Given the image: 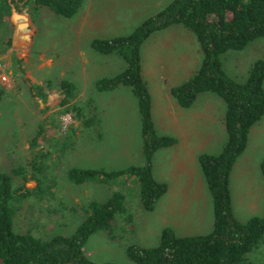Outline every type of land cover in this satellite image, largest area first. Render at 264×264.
Here are the masks:
<instances>
[{
	"label": "trees",
	"instance_id": "16d2710c",
	"mask_svg": "<svg viewBox=\"0 0 264 264\" xmlns=\"http://www.w3.org/2000/svg\"><path fill=\"white\" fill-rule=\"evenodd\" d=\"M84 1L0 0V32H10L1 47L0 56L6 55L14 42L32 40V27L42 7L71 18ZM171 25H183L191 30L203 54L195 74L171 89L178 103L187 108L200 94L211 92L221 97L226 106L225 145L218 154L202 153L199 157L201 171L213 199L214 226L210 233L187 236L178 235L172 227H167L162 231L157 246L149 248L132 244L127 247V254L137 264H264V257L254 260L251 255L264 250L261 248L264 245V216H253L245 222L238 220L231 192L233 169L247 149L252 128L264 118V58L251 65L244 82L229 76L222 61L227 52L244 50L253 41L264 37V0H173L129 35L94 40L92 46L96 51L103 54L116 52L126 60V68L122 72L99 79L96 87L99 91L112 90L120 85L132 88L138 99L142 121L144 164L110 173L73 167L69 170V177L72 182L82 184L97 177L105 181L109 177L129 174L138 181L141 203L148 211H153L158 200L167 193L168 184L154 177L153 156L159 149L173 146L178 140L160 135L156 130L151 94L142 76L140 48L152 33ZM60 87L62 96L58 117L71 113L74 120L81 121L83 126L93 125L97 117H87L83 107L74 103L77 97L75 85L64 80ZM4 94L0 83V105ZM45 131V125L40 124L31 140V149L38 147L32 153L36 157L31 159V169L42 170L46 164L41 158L45 160L51 154L39 146ZM261 170L264 174V159ZM13 173L23 176L24 180L32 178L36 185L33 188L24 185L16 188L12 175L0 170V264H116L92 260L86 252V244L98 231L111 236L116 231H127L133 215L127 213L123 193L116 192L105 202H90L85 209L84 220L73 234L42 238L30 231L17 230L12 207L16 198L41 195L42 180L33 170L28 177L21 167L14 169ZM119 217H122V222Z\"/></svg>",
	"mask_w": 264,
	"mask_h": 264
},
{
	"label": "rangeland",
	"instance_id": "374dc122",
	"mask_svg": "<svg viewBox=\"0 0 264 264\" xmlns=\"http://www.w3.org/2000/svg\"><path fill=\"white\" fill-rule=\"evenodd\" d=\"M65 21L72 24L70 18ZM44 26L45 24L40 22V31L36 35L34 46L31 49L26 46L21 49V51L30 52L31 65L29 68H31V75L34 77L36 74L33 73V70L41 75L39 51L43 47H46L47 50V33L44 31ZM65 28L63 26L56 27L55 34L59 38L57 36L56 40H53L52 52L54 50L55 53L65 55L71 51V44H69L71 32L60 31ZM9 35L10 32H0V50ZM50 55L52 56V54ZM259 58H264V37L253 41L244 50L227 52L222 56V61L224 70L229 76L244 82L249 68ZM8 61L7 54L0 56V83L5 97H7L5 101H8V104L4 105L3 116L0 117V170L12 175L16 188L23 187V185L33 188L36 185V181L32 178L24 180L23 176L13 173L14 169L20 167L28 177L33 170L36 176L42 180L41 195L32 194L26 199L16 198L12 201L17 230L30 231L35 236L42 238L71 235L84 220L85 209L88 208L90 202L94 200L105 202L114 193L121 192L126 196L127 213L133 215L132 223L124 233L116 231L115 235L111 236L105 231H98L89 238L86 252L96 262L137 264L129 258L127 247L132 244L149 248L157 246L162 231L167 227H172L178 235L184 236L207 234L212 231L214 226L213 199L204 182L196 180L195 183L200 186L198 188L202 197H198L187 210V215L182 217L184 225H181L180 228L178 225L165 223L159 218L161 213L169 215L168 209L171 205L164 198L161 197L158 200L153 211H148L142 206L139 183L129 174L109 177L105 181H101L102 178L97 177L82 184L72 182L69 170L73 167L88 166L83 169H98L110 173L144 164V155L140 154L139 144L135 142V139H132V135L127 134V131H130L129 128L122 127L120 125L122 121L117 118L119 110L116 108L122 102L121 96L112 97L109 101L113 107L108 108L101 116L98 115V112H93L92 106L88 107L89 104H85L84 113L86 116H93L94 119L96 116L98 119L93 125L88 126H83L81 121L74 120L71 113L58 117L56 112L61 97L56 96V102L48 103V109L56 110L50 113L46 120L40 122L41 125H46V131L40 138L39 146L51 151V154L45 160L41 158L42 163L46 164L42 170L31 169V159L36 157L32 153L38 147L31 149L30 144L39 129L38 120L43 119V112L40 111L43 108L40 107L38 98L32 95L29 81L19 78L17 72L10 71ZM56 69H59V66ZM44 75L47 79L48 73L46 72ZM37 79L39 81V78ZM56 80L55 78L49 79L48 83L56 85ZM69 81L75 85L74 92L78 94L80 88L77 89V86H80V83L72 79ZM215 97L209 92L206 101L217 105L216 115H218L219 122L208 125V129H214L218 133L224 113V104L220 98ZM83 99L87 101V97H83ZM81 104L83 105L82 102ZM197 106H200L199 103ZM78 122L79 124H77ZM253 128L255 129L252 132V139L241 157H244V163L242 164L238 160L231 176L234 213L236 218L242 222L253 216H264V174L261 170V163L264 159V118ZM226 141V132L218 133L214 143L208 145L204 152L218 154ZM152 170L156 180L165 182L156 177L157 175L159 178L167 179L166 175L154 168V164ZM178 200L179 197L176 198V202ZM119 220L122 222V217H119ZM261 248L264 249V245ZM251 255L255 257L254 260L263 259L264 250Z\"/></svg>",
	"mask_w": 264,
	"mask_h": 264
},
{
	"label": "crops",
	"instance_id": "0c3cea01",
	"mask_svg": "<svg viewBox=\"0 0 264 264\" xmlns=\"http://www.w3.org/2000/svg\"><path fill=\"white\" fill-rule=\"evenodd\" d=\"M172 1L85 0L79 11L70 18L71 25L65 21L67 18L60 17L50 8L42 7L37 15L36 23L32 27L34 34L32 40L27 43L14 42L7 53V57H9L7 64L11 68L10 71L17 72L19 78L29 81L32 95L38 98L40 107L43 108V110L40 109L43 112V119L38 120L37 126L39 127L40 122L46 120L50 113L56 110L48 109V103L56 102V96L61 97L60 82L66 79L76 80L80 83V86H77L80 91L74 99V103L82 106L83 109H85V104H89L88 107L92 106L93 112H98L100 116L108 108L113 107L109 101L112 97H122V102L116 108L119 110L117 118L122 121L120 124L122 127L129 128L130 131H127V134L132 135V139H135V142L139 144L140 154L144 155L139 104L132 88L120 85L112 90L99 91L96 87V82L99 79L113 77L122 72L126 68V60L116 52L100 53L93 48L92 43L96 39H112L129 35L144 20L159 12ZM40 22L45 24L47 50L46 47H43L39 51L41 75L33 70V73L36 74L34 77L31 75V68H29L31 65L30 52L21 51V49L25 46L31 49L34 46L36 35L40 31ZM57 26L66 27L60 31L71 32L69 39L71 51L68 54L62 55L58 52L55 53L54 50L52 52L53 40H56L58 36L55 34ZM60 31L57 30V32ZM50 36L51 39H49ZM140 55L142 76L152 98V116L156 130L160 135L172 136L178 140L173 146L159 149L153 159L154 168L167 176V179H163L155 174L159 180L168 184V191L162 198L171 205L168 209L169 215L161 213L159 218L165 223L178 225L180 228L181 225H184L182 217L187 215V210L201 196L198 188L200 186H197L196 180L207 185L201 171L199 157L200 154L205 153L204 149L208 145L214 143L218 133L226 132L224 123L226 106L221 97L212 93L224 104L220 130L217 133L214 129H208V125L219 122L218 115H216L217 105L206 101L209 92L200 94L193 105L187 108L182 107L172 94V88L183 84L195 74L203 58L196 35L185 26L171 25L155 31L142 43ZM58 66L59 69H56ZM55 71L57 72L55 73ZM46 72L49 79H57L56 85L48 83L49 79H46L44 75ZM83 97H87V101ZM215 98L213 99L217 100ZM5 100L7 97L4 94L0 105V117L3 116L4 105L8 104V101ZM197 103L200 106H197ZM58 106L56 114L61 111V106ZM254 129L251 130L249 142ZM243 158L239 159L242 164L244 163ZM80 167L87 168L88 166ZM156 173L159 175L158 172ZM196 175L199 177H195ZM177 197L179 200L176 202Z\"/></svg>",
	"mask_w": 264,
	"mask_h": 264
}]
</instances>
